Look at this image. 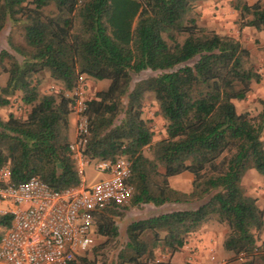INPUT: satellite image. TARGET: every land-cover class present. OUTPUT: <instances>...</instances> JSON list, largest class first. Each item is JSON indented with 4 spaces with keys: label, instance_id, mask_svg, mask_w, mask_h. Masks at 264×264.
<instances>
[{
    "label": "trees",
    "instance_id": "16d2710c",
    "mask_svg": "<svg viewBox=\"0 0 264 264\" xmlns=\"http://www.w3.org/2000/svg\"><path fill=\"white\" fill-rule=\"evenodd\" d=\"M208 1L0 0V35L20 27L24 41L17 46L8 39L0 50L7 75L0 109L15 95L28 107L24 118L0 117V172L7 168L12 182L38 178L56 191L79 184L69 148L75 96L67 94L91 78L109 85L84 101L89 134L83 156L130 162L133 207L197 204L130 222L124 242L115 218L125 207L97 213L95 235L105 241L90 251L118 243L109 264H150L158 247L171 256L211 219L227 226L222 247L240 264H264V241L258 245L256 237L264 234V209L241 186L248 170L264 176V102L255 117L234 105L261 75L238 40L199 24L197 5ZM230 4L240 29L264 31L261 1ZM146 72L152 75L141 78ZM43 73L61 91L41 92ZM147 94L165 122L166 136L156 142L143 118ZM183 173L192 176L189 194L169 184ZM10 222L0 216V239ZM88 252L72 264H92Z\"/></svg>",
    "mask_w": 264,
    "mask_h": 264
},
{
    "label": "built area",
    "instance_id": "2783aa9c",
    "mask_svg": "<svg viewBox=\"0 0 264 264\" xmlns=\"http://www.w3.org/2000/svg\"><path fill=\"white\" fill-rule=\"evenodd\" d=\"M76 138L70 145L80 182L61 191L38 178L12 182L10 172H0V216L11 217L0 239V264H72L95 244V215L132 199V168L124 158L97 161L95 170L105 177L87 186L82 153L88 136L83 115L82 88L74 95Z\"/></svg>",
    "mask_w": 264,
    "mask_h": 264
},
{
    "label": "rangeland",
    "instance_id": "374dc122",
    "mask_svg": "<svg viewBox=\"0 0 264 264\" xmlns=\"http://www.w3.org/2000/svg\"><path fill=\"white\" fill-rule=\"evenodd\" d=\"M248 4H253L258 0H245ZM264 4V0H259ZM231 0H212L201 2L197 5L199 14V24L208 29L213 30L220 36H229L238 40L249 53V66L261 75L260 82H253L251 90L243 101H235L234 105L239 114L248 113L251 116H257L262 110V102H264V31H256L251 28L240 29V18L238 12L233 10L230 4ZM8 39L14 45L24 46L22 30L20 27H7L0 35V50L8 46ZM151 72L141 75V78L151 76ZM7 75L0 66V87L6 83ZM40 90L43 93H51L61 91L62 87L54 82L47 73L40 75ZM109 85L108 81H95L91 78H83L78 84V88H82L84 100L92 99L97 91L106 89ZM75 90V91H76ZM74 91V93H75ZM74 93H68L69 97ZM28 111V107L22 105L19 96L15 95L11 98L9 106L0 109V117L5 119L9 114H13L18 118H24ZM75 116V114H73ZM73 116L70 118L69 136L71 144L76 137V120ZM143 118L148 121L149 126L154 132L153 142H156L166 136L164 130V120L158 113V107L151 94H147L144 100ZM262 139L264 141V132ZM145 155L149 156V152L145 150ZM97 161H90L84 164L83 172L85 183L87 186L97 183L105 176L95 170ZM170 186L182 193L189 194L192 190V176L189 173H183L179 176L169 179ZM241 186L246 195L257 200L259 208L264 209V176L258 174L255 170H248L242 178ZM197 204H169L159 208L151 205L142 207H133L130 201L121 206L125 207L121 210L122 216L116 217L115 221L119 229V242H124L125 227L132 221L146 219L148 217L158 215L160 213L171 210L190 209ZM4 229L0 228V232ZM228 233V228L224 224L218 223L215 219H211L200 229L186 238L185 246L177 253L170 256L165 249L158 247L154 250L155 261L150 264L164 263L170 261L174 264H240L242 260L235 258L231 252L225 251L222 243ZM258 245L264 241V234L256 236ZM145 240L149 242L148 235ZM104 238L95 237L94 246L103 244ZM119 244L107 245L106 248L100 250L97 254L92 251L87 253L88 260L92 264H109L117 254Z\"/></svg>",
    "mask_w": 264,
    "mask_h": 264
},
{
    "label": "crops",
    "instance_id": "0c3cea01",
    "mask_svg": "<svg viewBox=\"0 0 264 264\" xmlns=\"http://www.w3.org/2000/svg\"><path fill=\"white\" fill-rule=\"evenodd\" d=\"M73 116V115H72ZM73 120H74V122H75V120H76V117L75 116H73ZM71 122V121H70ZM76 138V137H75Z\"/></svg>",
    "mask_w": 264,
    "mask_h": 264
}]
</instances>
